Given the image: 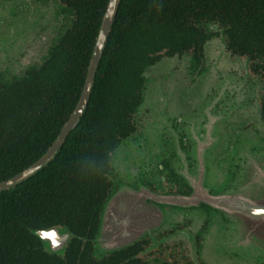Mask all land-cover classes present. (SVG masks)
Masks as SVG:
<instances>
[{"label": "trees", "instance_id": "16d2710c", "mask_svg": "<svg viewBox=\"0 0 264 264\" xmlns=\"http://www.w3.org/2000/svg\"><path fill=\"white\" fill-rule=\"evenodd\" d=\"M58 1L72 17L61 38L40 64L0 81V183L49 150L84 87L108 0ZM212 26L229 50L264 67V0H120L78 124L46 166L0 191V264H118L90 257L110 153L127 133L144 68L161 54L198 52ZM53 228L70 235L61 254L34 234Z\"/></svg>", "mask_w": 264, "mask_h": 264}, {"label": "flooded vegetation", "instance_id": "af4514ba", "mask_svg": "<svg viewBox=\"0 0 264 264\" xmlns=\"http://www.w3.org/2000/svg\"><path fill=\"white\" fill-rule=\"evenodd\" d=\"M62 20L54 35L51 25ZM71 20L58 0H0V81L40 64ZM46 31L52 38L44 55L24 66ZM212 32L206 42L219 39L224 48L215 63L207 64L203 46L161 54L144 68L127 133L110 153L100 212L106 205L109 216L139 218L145 232L104 256L95 254L94 237L92 260L230 264L222 253L235 260V251L221 246L231 224L229 204L259 193L253 188L264 183V67L229 50L217 28ZM163 58L169 61L160 64ZM20 64L25 68L16 76Z\"/></svg>", "mask_w": 264, "mask_h": 264}, {"label": "water", "instance_id": "95a60500", "mask_svg": "<svg viewBox=\"0 0 264 264\" xmlns=\"http://www.w3.org/2000/svg\"><path fill=\"white\" fill-rule=\"evenodd\" d=\"M119 2L120 0H108L88 64L84 87L73 113L61 128L49 150L29 168L13 178L1 182L0 191L18 185L46 166L70 131L78 124L80 117L86 109L95 71ZM206 44L207 42L204 46ZM253 190L259 193L253 192L254 195L252 196L239 198L237 206H232V203L229 204L232 210V217L225 214L231 224L224 237L227 243L225 242L221 246L226 247L230 251L227 250L230 255H232V251H235V262L239 264H264V183H257V186ZM155 211L158 212L156 216L157 220L155 219L154 224L155 226L158 225L159 228L164 223L163 211L160 208L155 209ZM123 216L116 217L111 214L109 216V210L106 205L104 206L99 215V224L93 240L95 254L104 256L107 253L124 249L143 236L145 230L142 227L141 220L135 217L136 214L133 219L128 218V215ZM34 234L39 239L41 245L52 254H61L70 237L68 232L57 228L39 230ZM225 250L224 248L223 251Z\"/></svg>", "mask_w": 264, "mask_h": 264}, {"label": "rangeland", "instance_id": "374dc122", "mask_svg": "<svg viewBox=\"0 0 264 264\" xmlns=\"http://www.w3.org/2000/svg\"><path fill=\"white\" fill-rule=\"evenodd\" d=\"M64 21L65 20H62V22L57 21V22L53 23L49 30L51 32H53L54 35H57L58 31H59V28H60V25H62L64 23ZM210 29L215 31L216 27L212 26ZM46 33H47L46 39L42 40L40 44H38V45L36 44L35 50L33 52L31 51V53L28 55V57L31 58L32 60L39 59L40 56L44 55V53H45V51H46V49H47V47L49 45L50 39L52 38V35L49 34V31H46ZM206 46L208 48L205 49V51H204L205 55L204 56L206 57L207 64L210 65V63L213 61L214 57H216L218 55H221L224 52V48L222 46V42L219 39L212 40L211 42L207 43ZM41 53H42V55H41ZM163 59L164 60H161L160 64L169 61V60H167L165 58H163ZM215 62L216 61L214 60L213 63H215ZM24 64H26V63H24ZM30 64H27L26 66H29ZM24 66L21 65V64L18 65V69L17 68L15 69L16 76H18L19 74L22 73V70L25 68ZM222 256L225 257V258L222 259V261H227L230 264H237L235 262V260H232L229 256L227 257L223 253H222ZM226 257H227V259L230 258V260H227ZM208 261H212V260H208ZM222 261H219V262H222ZM212 262L210 264H217L216 262H213V263ZM221 264H223V263H221Z\"/></svg>", "mask_w": 264, "mask_h": 264}]
</instances>
